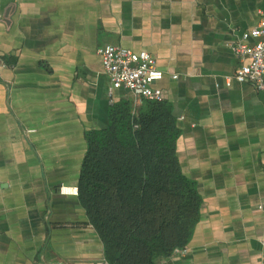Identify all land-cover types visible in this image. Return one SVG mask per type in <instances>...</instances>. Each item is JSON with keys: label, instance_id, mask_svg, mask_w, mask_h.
I'll list each match as a JSON object with an SVG mask.
<instances>
[{"label": "crops", "instance_id": "obj_1", "mask_svg": "<svg viewBox=\"0 0 264 264\" xmlns=\"http://www.w3.org/2000/svg\"><path fill=\"white\" fill-rule=\"evenodd\" d=\"M262 12L264 0L0 1V264L106 263L72 190L110 101L144 102L110 92L106 46L163 73L154 86L202 201L187 253L159 264H264V93L233 80L232 51Z\"/></svg>", "mask_w": 264, "mask_h": 264}, {"label": "trees", "instance_id": "obj_2", "mask_svg": "<svg viewBox=\"0 0 264 264\" xmlns=\"http://www.w3.org/2000/svg\"><path fill=\"white\" fill-rule=\"evenodd\" d=\"M179 133L168 102L118 100L108 127L86 134L77 199L106 264H159L191 241L202 201L181 172Z\"/></svg>", "mask_w": 264, "mask_h": 264}, {"label": "built area", "instance_id": "obj_3", "mask_svg": "<svg viewBox=\"0 0 264 264\" xmlns=\"http://www.w3.org/2000/svg\"><path fill=\"white\" fill-rule=\"evenodd\" d=\"M250 40L251 44L248 42ZM232 51L239 62L233 80L241 84H250L257 92L264 93V12L260 14L258 24L243 33L242 41L232 46ZM98 55L101 58L103 72L111 84L110 92L124 89L138 101L153 103L164 101L163 93L154 86L162 80L163 73L156 68L151 55L146 52L136 53L118 46L99 48ZM5 66V61L0 55V69ZM172 78L176 79V76ZM72 193L76 195L77 189L72 190ZM186 253L184 248L176 250L172 255L184 256Z\"/></svg>", "mask_w": 264, "mask_h": 264}]
</instances>
